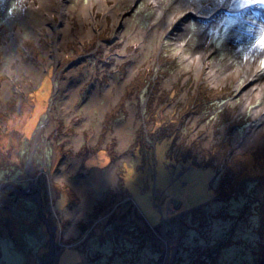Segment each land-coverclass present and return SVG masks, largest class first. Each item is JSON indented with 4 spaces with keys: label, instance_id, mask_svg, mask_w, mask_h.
Returning a JSON list of instances; mask_svg holds the SVG:
<instances>
[{
    "label": "rangeland",
    "instance_id": "rangeland-1",
    "mask_svg": "<svg viewBox=\"0 0 264 264\" xmlns=\"http://www.w3.org/2000/svg\"><path fill=\"white\" fill-rule=\"evenodd\" d=\"M5 85L0 264H264V5L0 0Z\"/></svg>",
    "mask_w": 264,
    "mask_h": 264
},
{
    "label": "bare ground",
    "instance_id": "bare-ground-1",
    "mask_svg": "<svg viewBox=\"0 0 264 264\" xmlns=\"http://www.w3.org/2000/svg\"><path fill=\"white\" fill-rule=\"evenodd\" d=\"M102 7L104 9L107 8L106 5L105 6H102ZM79 14H80L79 15L80 18H86L87 16H89L91 14V12H90V10L86 6H84V7L81 6V9H80V13ZM81 24L83 25V23H81ZM70 30H71L70 25L68 23H66L65 26L63 25L62 30L60 32L61 33V43H60L61 54H63L65 52V48H66V44H67V38L71 36ZM83 31L84 30L82 28L81 29V33H83ZM91 32H92L91 30H89V31L87 30V32H85L84 34L89 35ZM80 37H84V36L81 35ZM200 50L201 49L196 50L195 51V55L191 59L194 60V62H197L199 65H203V63H201V60L203 59V56L205 57V55H204L205 51H201L200 52ZM214 65L216 66V64H214ZM247 68H248V72L250 73V70L252 69V66L250 64H247ZM33 71H34V67L33 66L32 67H30V66H26L25 67V73L27 75H31ZM77 72H78L77 69L72 70V72H69L68 73V77L74 76L75 77V80H77ZM25 87H29L30 88L31 87L30 82H27L25 84ZM244 91L245 92H244L243 95H245V96H248V94L250 96V93H251V95H253V93H252V91L250 89H246ZM8 93H9L8 87H6V85H5L3 87V89L0 91V99L3 96L6 97ZM70 93L73 94L72 95L73 98L75 97V95H77V92H75V91H73V92L70 91ZM95 97H96V95H94L92 98H95ZM106 100H107V97H106ZM249 101H251V100L249 99ZM33 120L34 121L32 123L35 122V118H33ZM51 126H52V122L51 123H48V125L45 127V130L48 131L51 128ZM118 134L121 137V142H123V139L126 138L125 137V128L123 126H120L118 128ZM260 136H261L260 134L254 136L255 137L254 140L257 141ZM102 156H104V155L102 154ZM100 160L102 161V159H100ZM83 204H86V200H83Z\"/></svg>",
    "mask_w": 264,
    "mask_h": 264
},
{
    "label": "snow or ice",
    "instance_id": "snow-or-ice-1",
    "mask_svg": "<svg viewBox=\"0 0 264 264\" xmlns=\"http://www.w3.org/2000/svg\"><path fill=\"white\" fill-rule=\"evenodd\" d=\"M256 3L264 5V0H255Z\"/></svg>",
    "mask_w": 264,
    "mask_h": 264
}]
</instances>
